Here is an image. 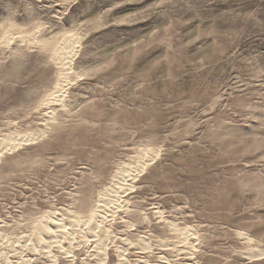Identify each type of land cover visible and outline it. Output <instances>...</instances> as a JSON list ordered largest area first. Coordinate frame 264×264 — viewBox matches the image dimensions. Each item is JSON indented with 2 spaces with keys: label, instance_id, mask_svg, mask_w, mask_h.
I'll return each instance as SVG.
<instances>
[{
  "label": "rangeland",
  "instance_id": "374dc122",
  "mask_svg": "<svg viewBox=\"0 0 264 264\" xmlns=\"http://www.w3.org/2000/svg\"><path fill=\"white\" fill-rule=\"evenodd\" d=\"M21 136L0 155V264H264V0H0V140Z\"/></svg>",
  "mask_w": 264,
  "mask_h": 264
},
{
  "label": "bare ground",
  "instance_id": "6f19581e",
  "mask_svg": "<svg viewBox=\"0 0 264 264\" xmlns=\"http://www.w3.org/2000/svg\"><path fill=\"white\" fill-rule=\"evenodd\" d=\"M73 35V34H72ZM76 38V37H75ZM3 39H4V41H6V42H8V43H10L12 40H13V36L10 34H8V33H5V35L3 36ZM76 43H77V40H75L73 37H68V38H66L60 45H59V47H58V51L55 53V54H53L54 56H53V58L55 59V61L58 63V64H61V65H63V69L61 70V75H60V77H59V79H58V81H57V87H58V90L56 91V92H59L56 96H54V97H52L53 96V94H51V96L50 97H48L47 99H46V101H47V103H54L53 101H61V97H60V95H62L61 94V92H62V88H64V81H67V79L69 78V74H70V70L73 68L71 65H69L68 67H64V66H66V64L69 62V61H72V59H73V56H74V54H75V47H76ZM70 64V63H69ZM5 136V135H4ZM14 136V135H13ZM2 138V137H1ZM23 140H28V137H25V136H21V137H19V138H16V137H10V138H5V139H3V141L2 140H0V155L4 152V150H6V149H11V148H14V147H17ZM155 152V151H154ZM142 155H146V153L144 152L143 154H141V156ZM139 156V155H138ZM138 156L136 157L137 158V161H135V163L134 164H129V163H127V166L128 167H126V165H124V168L121 166V171H120V173L118 172V178H117V180H116V184H114L113 186H110L111 188H109V189H107L105 192H101L102 193V195H101V200H100V202L102 201V204H100L98 207H97V210H95V212H94V210H93V212H92V214H93V220H91V221H89L88 219H90L91 218V216H92V214H91V216H89L88 217V219L87 220H84L86 223H91V222H94L95 223V227H98L99 225H101L100 223L103 221V219L106 217V211H107V209L109 210V207L110 206H114V205H116V206H121V203L123 202H120L119 201V198L117 199V198H115L114 196H115V194H117L120 190L119 189H122V188H125V186H128L129 185V183L128 182H126L128 179H127V176H132V175H134L135 176V174L133 173L134 171H135V173L136 172H138V174H139V171H142L145 167H146V165H147V159L145 158V156H142V158L141 159H138ZM153 156V155H152ZM151 158V157H150ZM153 159V158H152ZM132 162H134V161H132ZM125 164V163H124ZM129 164V165H128ZM115 176V175H114ZM134 176H132L133 178H135ZM138 177V176H137ZM115 178V177H114ZM136 179V178H135ZM115 180V179H114ZM113 180V181H114ZM131 180H132V178H131ZM130 182H132V181H130ZM128 183V184H127ZM127 184V185H126ZM131 184V183H130ZM132 185V184H131ZM129 187H131L130 185H129ZM131 188H133V187H131ZM126 189H127V187H126ZM130 189V188H129ZM123 190H125V189H123ZM113 208V207H112ZM106 209V210H105ZM110 211V210H109ZM69 212H70V210H69ZM55 213V212H54ZM58 213V212H57ZM60 214V213H59ZM71 214H73V212L71 213ZM59 216V215H58ZM61 216V215H60ZM45 218H43L42 217V221L40 220V222H41V228H40V233H41V230H42V228H45V229H47V230H49L48 232H53V231H55L54 229H52L50 226H49V221L51 222V220H49L51 217L52 218H54L53 217V214H48V215H45L44 216ZM65 218V217H64ZM64 218H61L60 220H61V223H62V221H64ZM75 218L77 219V220H79L78 222H80L81 221V223H79V224H82V221L83 220H80L79 218H80V216L78 215V213H75ZM57 219H58V217H57ZM70 219V218H69ZM106 219H107V217H106ZM66 220V219H65ZM111 220V219H110ZM55 221V220H54ZM57 221H59V220H57ZM56 221V222H57ZM75 221V220H74ZM55 222V224L56 225H53L54 227H58V225L57 224H59L60 222H58V223H56ZM67 222V221H66ZM66 222H64V223H66ZM105 222V221H104ZM60 223V224H61ZM103 223V222H102ZM170 224V223H169ZM86 226V225H85ZM88 226V225H87ZM177 226V225H176ZM67 227H69V226H67ZM62 228V227H61ZM84 228V227H83ZM174 228H176L175 226H174ZM191 228V227H190ZM57 229V228H56ZM63 229H65V228H63ZM63 229H61L62 230V233H70V232H72L73 233V230H71V228H68V230H63ZM74 229V228H73ZM46 230V231H47ZM71 230V231H70ZM83 230V229H82ZM186 230H188V229H186ZM189 232V231H188ZM187 232V233H188ZM56 233V232H55ZM62 233H60V234H62ZM191 233V232H190ZM241 233V232H240ZM58 234H59V232H58ZM190 235V234H189ZM57 236V235H56ZM187 236H188V234H187ZM54 237V236H53ZM62 237H63V234H62ZM64 237H65V235H64ZM63 237V238H64ZM84 237V236H83ZM193 237V236H192ZM191 237V238H192ZM243 237V236H242ZM56 238V237H55ZM146 238V237H145ZM196 238H198V237H196ZM245 238L248 240V241H251L252 240V238H251V236H249V235H247L246 234V236H245ZM47 239V238H46ZM56 239H58V238H56ZM193 239H195L194 237H193ZM61 240V242H62V239H60ZM126 240H127V238H126ZM149 240V239H148ZM190 240V239H189ZM55 241V240H54ZM130 241V240H129ZM52 242V241H51ZM102 242H104V240L102 239ZM132 242V241H131ZM131 242H129V243H131ZM47 243V242H46ZM138 243H139V241H138ZM53 244V243H52ZM103 244V243H102ZM132 244V243H131ZM191 244V243H190ZM63 245V244H62ZM101 245V244H100ZM127 246V245H126ZM138 246V245H137ZM191 246V245H190ZM193 246V245H192ZM104 247H106V246H104ZM103 247V249H105ZM123 247V246H122ZM125 247V246H124ZM138 247H140V246H138ZM137 247V248H138ZM141 248L142 249H145V251L148 249L149 250V248H150V244H149V241H143V243H142V246H141ZM140 248V249H141ZM102 249V250H103ZM122 250H119L120 251V253H121V256L123 257V255L124 254H126V253H124V249H126V248H121ZM104 251V250H103ZM249 252V254H250V258H255V259H260V258H263L262 256H263V254H264V252H262V251H258L259 253H255V252H251L250 253V251H247V253ZM106 253V252H105ZM51 254V253H50ZM119 255V254H118ZM247 255V254H246ZM0 256H2V255H0ZM103 256H105V254L103 255ZM107 256V255H106ZM54 257V256H53ZM122 257H120L121 259H122ZM101 258V257H100ZM103 258V257H102ZM101 258V259H102ZM106 258V257H105ZM125 258V257H124ZM162 259H163V257H161ZM100 260V259H99ZM102 260H105V259H102ZM120 260V259H119ZM123 260V259H122ZM122 260L120 261V262H122ZM127 260V259H126ZM125 260V261H126ZM140 260V259H139ZM26 261V260H25ZM124 261V262H125ZM129 261V260H128ZM142 261V260H141ZM165 261V260H164ZM106 262V261H105ZM167 263V262H166ZM165 263V264H166ZM29 264V263H28ZM120 264H122V263H120ZM126 264H128V263H126ZM139 264H141V263H139ZM146 264V263H145ZM167 264H170L169 262L167 263Z\"/></svg>",
  "mask_w": 264,
  "mask_h": 264
}]
</instances>
